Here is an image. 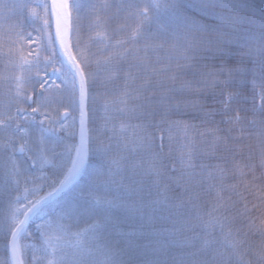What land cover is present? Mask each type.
<instances>
[{"label": "snow or ice", "instance_id": "1", "mask_svg": "<svg viewBox=\"0 0 264 264\" xmlns=\"http://www.w3.org/2000/svg\"><path fill=\"white\" fill-rule=\"evenodd\" d=\"M0 59V264H264V0H0Z\"/></svg>", "mask_w": 264, "mask_h": 264}, {"label": "trees", "instance_id": "2", "mask_svg": "<svg viewBox=\"0 0 264 264\" xmlns=\"http://www.w3.org/2000/svg\"><path fill=\"white\" fill-rule=\"evenodd\" d=\"M39 2V3H43L44 0H30V3L33 7H35V4ZM49 3H50V0H49ZM37 11H41L42 12V9H37ZM15 19L16 18H13L12 21H9V22H15ZM92 22V18L89 17V18H86L84 21H83V24L85 25V30H84V37L86 38V36L89 34L88 30H87V25L90 24ZM40 24L39 21H36L35 23L31 22L30 20L29 21H26L25 22V26L23 28V31L24 32H32L33 36L37 35V33L35 31H33V29L35 27H38ZM111 27H114V24L111 25ZM53 32H54V23H53ZM198 35V34H197ZM93 51H97V49L94 47L92 49ZM166 53L164 50H160L159 52V55L161 56H164ZM172 55H179V52H176V53H171ZM13 69L11 68V66H6V63L3 59H0V75H10L13 73ZM43 76V74H42ZM54 77V72L51 71V69H49L48 73L46 76H43V79H48V78H52ZM43 79L41 80V82L43 81ZM185 79H191V77H185ZM114 87L113 85H109V88H112ZM101 91H103V89H100ZM31 91V89H30ZM35 91L36 92H41L43 90L40 89V85L39 83L35 84ZM51 94L52 96H55L56 95V92L54 91V88L53 89H49V92L48 93H45V95H49ZM201 99H204V97L202 96ZM222 97H220L219 95L216 96L215 98V101L212 100L211 96H208L207 97V100H206V103L213 109H221L223 107V105L220 103ZM241 107V104L238 102V101H234L233 104H232V114H235V110L240 108ZM247 107H251V102L249 101V104L247 105ZM97 110L96 112L94 113V119L96 120V123L97 124H100L102 123V118L106 115L102 106L100 105H97L96 106ZM248 116L251 117V113L249 112L248 113ZM183 119L185 120H189L191 123L193 124H196L198 125V130H203L207 127H211L212 125L210 124H202L200 122V120H192L191 116H185L183 117ZM212 119V118H210ZM221 117L219 115H216L214 117V120L215 121H220ZM221 127H226V125H220ZM196 131V130H193V129H190L189 130V135H192L193 132ZM155 133H156V144L159 145L160 144V139L159 137L161 135L164 136V145H165V152L168 151V147H169V137H174V140L171 144V147L173 148L174 150V154L176 153V151L179 149L180 147V144L182 143V138L184 136V132L181 130V129H176V128H173L171 130H169L168 128V125L167 124H162L160 129H155ZM197 139L199 140V137H197ZM245 143L247 144H250L253 146V151H255V139H249L247 140ZM245 151L247 152L248 149H245ZM261 173H262V170L257 168L256 170V173L255 175L257 177H261ZM250 178V177H249ZM257 184H264V179H258L256 181ZM247 202H248V205L249 207L251 208L253 204H256L257 203V199L254 195H251L249 194L248 197H247ZM253 215H259V212H255L253 213ZM252 240L253 243H258L260 238L258 236H255V237H251L250 238ZM3 250V247L2 245H0V251Z\"/></svg>", "mask_w": 264, "mask_h": 264}, {"label": "rangeland", "instance_id": "3", "mask_svg": "<svg viewBox=\"0 0 264 264\" xmlns=\"http://www.w3.org/2000/svg\"><path fill=\"white\" fill-rule=\"evenodd\" d=\"M32 47H35V46L33 45ZM46 80L48 81V84H49V85H51L53 81H55L56 83H59V80H58V78H57V74H56V73H54V77H52V78H48V79H46ZM42 82H43V81H42ZM46 87H47V85H46Z\"/></svg>", "mask_w": 264, "mask_h": 264}]
</instances>
